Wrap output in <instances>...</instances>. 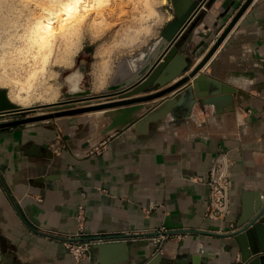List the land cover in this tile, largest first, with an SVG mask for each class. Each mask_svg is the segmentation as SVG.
<instances>
[{
  "label": "crops",
  "instance_id": "0c3cea01",
  "mask_svg": "<svg viewBox=\"0 0 264 264\" xmlns=\"http://www.w3.org/2000/svg\"><path fill=\"white\" fill-rule=\"evenodd\" d=\"M246 1L202 9L167 69L188 61L180 76L108 102L155 94L190 75ZM167 4L151 42L177 19ZM200 73L220 87L189 117L182 102L177 115L165 106L198 74L165 96L100 116L0 128V264H144L159 251L157 264H249L232 233L264 202V0L251 2ZM137 105L133 121L107 131L104 112ZM220 155L232 163L231 214L221 219L210 215L206 182ZM78 234L115 247L100 252L94 244L77 263L68 244Z\"/></svg>",
  "mask_w": 264,
  "mask_h": 264
},
{
  "label": "rangeland",
  "instance_id": "374dc122",
  "mask_svg": "<svg viewBox=\"0 0 264 264\" xmlns=\"http://www.w3.org/2000/svg\"><path fill=\"white\" fill-rule=\"evenodd\" d=\"M167 6V0H0V89L23 108L53 103L85 61L89 71L81 87L91 83L99 93L119 62L158 34ZM138 30L146 35L134 42ZM41 113H13L2 120ZM104 113L113 120L112 111Z\"/></svg>",
  "mask_w": 264,
  "mask_h": 264
},
{
  "label": "water",
  "instance_id": "95a60500",
  "mask_svg": "<svg viewBox=\"0 0 264 264\" xmlns=\"http://www.w3.org/2000/svg\"><path fill=\"white\" fill-rule=\"evenodd\" d=\"M214 1L215 0H172L177 19L171 21L163 28L159 39L151 42L133 56L123 58L119 62L108 86L99 93L94 92L91 83L86 84L85 87H81V83L89 71V67L85 61L80 64L75 72L68 76L67 79L70 81L68 90L65 91L63 97L59 101L53 103L23 108L11 101L7 90L0 89V128L154 100L185 85L197 74L198 77L194 79L193 85L177 93L173 101L169 102L165 107L169 110L171 109L173 114L177 115V110H181L179 105H181L180 103L182 102L184 104L182 111L185 112L182 114V117H189L196 103H213L208 97L214 96V94L219 91L220 84L209 78L205 73L200 72L253 0L246 1L226 31L190 75L185 76L175 85L155 94L122 101L108 102V100H117L116 98H118L119 95H121V97H128L156 87L164 86L180 76L184 71L188 70L190 64L187 61L186 65L182 67L180 71L173 74L168 73V66L171 60L179 54L180 47H178L179 44L176 45V43L184 33L191 34L195 30L199 23V15L202 9L205 6L209 7ZM161 60L163 61L161 62ZM209 86L211 88L208 91ZM36 109H41L42 113L9 121H2L5 115L13 113L21 114ZM139 109H141V106L137 105L125 108L122 111H112L111 115L113 120L107 127V131L129 124L133 121V113ZM148 119L149 118H144V122L146 123L149 121ZM186 231L199 232L195 230ZM174 232L178 231H170L168 234L170 235ZM232 236H235L239 242L245 262H249V264H264V202L261 207L253 213L248 223L232 233ZM95 247L99 249L100 252H104L107 248L115 246L99 243L95 244ZM162 257L159 251L144 264H157L159 261L161 262Z\"/></svg>",
  "mask_w": 264,
  "mask_h": 264
},
{
  "label": "built area",
  "instance_id": "2783aa9c",
  "mask_svg": "<svg viewBox=\"0 0 264 264\" xmlns=\"http://www.w3.org/2000/svg\"><path fill=\"white\" fill-rule=\"evenodd\" d=\"M231 164V160L227 155L216 157L206 179L210 195V215L220 219L227 218L231 214ZM81 236L82 234L76 235V239H72L68 244L77 263H81L86 259L89 250L96 243L94 239L81 241Z\"/></svg>",
  "mask_w": 264,
  "mask_h": 264
},
{
  "label": "bare ground",
  "instance_id": "6f19581e",
  "mask_svg": "<svg viewBox=\"0 0 264 264\" xmlns=\"http://www.w3.org/2000/svg\"><path fill=\"white\" fill-rule=\"evenodd\" d=\"M144 28H146V29H148L147 31H149V29H150V26H144ZM140 30H138V33L135 35V39H134V42L135 41H138L139 39H141L142 37H144L146 34H145V32H144V34H142L141 32H139ZM72 79V78H71ZM70 82V81H69ZM71 82H72V80H71ZM70 84V83H69ZM107 110V109H106ZM123 109H117V110H115V111H122ZM99 111H103V110H99ZM96 113H98L97 111H96ZM101 114V113H100Z\"/></svg>",
  "mask_w": 264,
  "mask_h": 264
}]
</instances>
